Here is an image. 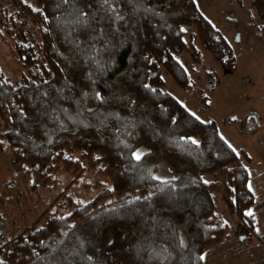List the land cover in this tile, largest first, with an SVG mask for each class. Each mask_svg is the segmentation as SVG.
Instances as JSON below:
<instances>
[{
	"label": "trees",
	"instance_id": "trees-1",
	"mask_svg": "<svg viewBox=\"0 0 264 264\" xmlns=\"http://www.w3.org/2000/svg\"><path fill=\"white\" fill-rule=\"evenodd\" d=\"M9 2L21 19L23 72L10 81L0 71V152L12 172L0 201L12 200L6 190L17 200L55 185L62 173L74 183L93 172L106 185L96 182L84 203L61 192L31 223L0 229V264H203L228 234L221 213L243 241L254 239L247 152L230 148L215 121L197 119L161 79L163 69L191 90L180 58L189 51L200 63L198 47L233 70L231 46L194 0ZM250 3L264 21V0ZM204 72L212 90L215 74Z\"/></svg>",
	"mask_w": 264,
	"mask_h": 264
},
{
	"label": "rangeland",
	"instance_id": "rangeland-1",
	"mask_svg": "<svg viewBox=\"0 0 264 264\" xmlns=\"http://www.w3.org/2000/svg\"><path fill=\"white\" fill-rule=\"evenodd\" d=\"M25 1L33 3V0ZM194 3L199 13L231 46L235 65L232 72H227L212 60L206 51L198 47L201 54L200 63L194 62L189 51L180 58L190 76L192 89L179 88L172 78L160 69L164 89L192 115L195 114L196 118L215 121L219 135L224 141H227L228 145L231 144V148L236 152L246 151L250 158L248 165L257 166L259 163L264 171V21L254 15L250 0H194ZM16 11L17 7L9 0H0V71L10 81L23 72L15 51L17 38L14 28H17L21 21L17 18ZM26 25L25 31L32 37L36 36L29 20ZM205 69H211L215 74L212 90V80L204 77ZM196 88L201 90L199 95L194 93ZM145 152V148H138L133 154L139 153L142 156ZM11 178L8 153L3 150L0 152V191L4 182ZM217 179V176L206 177V180ZM55 180V185L38 189L17 200L15 193L4 191L11 193L12 200L5 203L0 201V229L6 233L16 232L31 223L61 192L79 203H84L97 193L98 189L94 187L96 182L106 185L104 179L93 172H86L74 183H71L70 174H58ZM14 188V192L21 191L25 194L23 184L17 183ZM221 208L220 204L219 211ZM221 214V218L227 221L226 224L233 233L234 217L227 213ZM232 260L235 264L243 261L237 263V258Z\"/></svg>",
	"mask_w": 264,
	"mask_h": 264
},
{
	"label": "crops",
	"instance_id": "crops-1",
	"mask_svg": "<svg viewBox=\"0 0 264 264\" xmlns=\"http://www.w3.org/2000/svg\"><path fill=\"white\" fill-rule=\"evenodd\" d=\"M248 165V186H252L251 193L254 201L249 210L252 211L256 222L255 237L253 241H243L237 233L228 234L225 240L217 247L205 252L203 264H264V171L261 164ZM251 166V171H249ZM249 189V187H248ZM235 227V226H234Z\"/></svg>",
	"mask_w": 264,
	"mask_h": 264
},
{
	"label": "snow or ice",
	"instance_id": "snow-or-ice-1",
	"mask_svg": "<svg viewBox=\"0 0 264 264\" xmlns=\"http://www.w3.org/2000/svg\"><path fill=\"white\" fill-rule=\"evenodd\" d=\"M185 29H181V31H184ZM147 87V86H146ZM193 115H195V114H193ZM197 119H199V117H197ZM222 139H223V137H221ZM191 142L193 143V144H196L197 143V141L196 140H194V139H192L191 140ZM226 143H227V141H225ZM230 148L232 147V145L231 144H229L228 145ZM234 150V149H233ZM133 158L134 159H136V160H140L141 159V155L139 154V153H134L133 154ZM249 187V191H251L252 190V186L251 185H249L248 186ZM245 215H247V216H252L253 215V213H252V211L251 210H248L247 212H245ZM225 223H227V221H225ZM199 259L201 260V261H203V260H205V256L204 255H201L200 257H199Z\"/></svg>",
	"mask_w": 264,
	"mask_h": 264
}]
</instances>
